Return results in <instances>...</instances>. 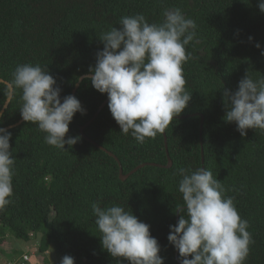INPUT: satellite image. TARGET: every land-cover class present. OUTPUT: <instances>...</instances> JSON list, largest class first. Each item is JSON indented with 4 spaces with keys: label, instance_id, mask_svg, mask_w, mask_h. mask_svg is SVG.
Returning <instances> with one entry per match:
<instances>
[{
    "label": "trees",
    "instance_id": "1",
    "mask_svg": "<svg viewBox=\"0 0 264 264\" xmlns=\"http://www.w3.org/2000/svg\"><path fill=\"white\" fill-rule=\"evenodd\" d=\"M245 2L0 0V78L10 84L17 65L39 63L57 80L61 99L73 94L82 77L91 75L89 68L103 49L100 34L119 28L123 16L143 13L149 23H156L163 20L164 9L180 8L195 21L201 40L187 46L193 58L183 67L192 99L165 131L169 156L163 134L143 145L130 133L122 134L108 104L84 131L118 159L124 175L147 165L125 182L120 180L118 162L81 136L80 130L108 100L88 79L75 95L86 112L75 114L65 137L81 139L71 148L65 145L67 151L45 143V133L36 124L25 121L9 130L15 157L14 194L13 202L0 212V253L8 264L31 262L16 247L3 248L18 241L33 244L38 257L54 251L59 258L51 264H59L65 255L74 257L75 264H129L102 248L91 213V203L96 201L102 207L115 203L130 208L150 225L164 264H180L179 253L167 239L169 226L179 219L175 205L183 203L178 191L181 177L173 175L179 167H206L222 182L240 216L249 222L254 243L245 264H264V131L247 129V135L241 136L234 122H226L220 88L222 82L236 91L247 71L253 78L264 75V13L258 0ZM20 95L17 89L0 127L22 120ZM8 97L9 88L0 83V113ZM169 159L172 166L167 168Z\"/></svg>",
    "mask_w": 264,
    "mask_h": 264
},
{
    "label": "clouds",
    "instance_id": "2",
    "mask_svg": "<svg viewBox=\"0 0 264 264\" xmlns=\"http://www.w3.org/2000/svg\"><path fill=\"white\" fill-rule=\"evenodd\" d=\"M257 6L264 13V0H258ZM162 16L156 23H149L143 13L121 17L119 28L100 34L103 49L97 51L96 63L89 68L91 75L83 77L107 94L108 108L120 132L130 133L141 145L165 133L192 99L185 87L183 66L193 58L187 46L201 42L197 25L180 8L164 9ZM255 46L261 48L259 43ZM220 88L226 122H234L241 136L247 135V129L264 131V75L253 78L247 71L236 91L222 82ZM17 89L21 91L22 119L45 133V143L67 151L65 145L71 148L81 139L79 135L65 137L75 114L83 115L86 110L74 95L61 99V88L47 66L17 65L9 96ZM11 139L12 133L0 127V212L13 202ZM173 175L181 177L178 191L183 203L175 205L179 219L169 226L167 239L179 253L180 264H245L254 243L247 230L249 222L240 216L222 182L206 167H179ZM91 213L102 248L113 258H124L129 264H164L161 245L151 235L150 225L130 208L115 203L102 207L96 201L91 203ZM59 264H75V259L65 255Z\"/></svg>",
    "mask_w": 264,
    "mask_h": 264
},
{
    "label": "water",
    "instance_id": "3",
    "mask_svg": "<svg viewBox=\"0 0 264 264\" xmlns=\"http://www.w3.org/2000/svg\"><path fill=\"white\" fill-rule=\"evenodd\" d=\"M90 76V75H88ZM85 77V76H84ZM85 79L82 77L80 80H79V83L76 85L74 91H73V94L72 95H76L78 89L80 88V85L81 83L84 81ZM0 83L2 84H5L8 88H9V83L5 82L4 80H2L0 78ZM12 98H13V95L12 96H9L7 101H6V104L3 108V110L1 111L0 113V121H1V118L2 116L4 115V113L6 112V110L9 108L10 104H11V101H12ZM108 104V100L100 107V109L98 110V112L96 113L95 117L87 124L85 125L81 130H80V133H81V136L85 138V140L91 144H93L94 146L98 147L101 151H104L105 153H107L110 157L114 158L118 164H119V167H120V180L122 182H125L130 176H132L133 174H135L138 170L146 167L147 165H142V166H139L137 169H135L134 171H132L130 174L128 175H124L123 173V170H122V166L121 164L119 163L118 159L113 155L111 154L110 152L106 151L105 149H103L102 147H100L99 145H97L96 143H94L93 141H91L89 138H87L84 134V131L97 119V117L99 116V114L102 112V110L106 107V105ZM25 121L22 119L17 125L15 126H12V127H9V128H6L7 131L9 130H12L14 128H17L19 127L20 125H22ZM204 123V120L202 121V124ZM201 133H202V128H201ZM164 135V140H165V151L167 152V155H168V142H167V136H166V133H163ZM169 156V155H168ZM150 166H154L156 167V165H150ZM172 166V162L171 160L169 159V163H168V167L167 168H170Z\"/></svg>",
    "mask_w": 264,
    "mask_h": 264
},
{
    "label": "rangeland",
    "instance_id": "4",
    "mask_svg": "<svg viewBox=\"0 0 264 264\" xmlns=\"http://www.w3.org/2000/svg\"><path fill=\"white\" fill-rule=\"evenodd\" d=\"M18 251L27 253V255L31 258L30 264H51L52 262L57 260L59 258L56 253L52 250H50L49 254H45L43 256H35V251H33V244L23 243V242H16V243H6L4 245L5 251L12 250V248H15ZM0 264H8V261L6 258L0 253Z\"/></svg>",
    "mask_w": 264,
    "mask_h": 264
},
{
    "label": "built area",
    "instance_id": "5",
    "mask_svg": "<svg viewBox=\"0 0 264 264\" xmlns=\"http://www.w3.org/2000/svg\"><path fill=\"white\" fill-rule=\"evenodd\" d=\"M25 260H28V258H27V257H25Z\"/></svg>",
    "mask_w": 264,
    "mask_h": 264
}]
</instances>
